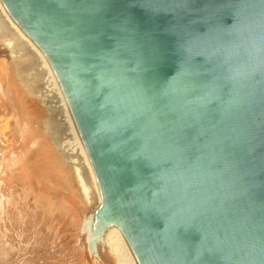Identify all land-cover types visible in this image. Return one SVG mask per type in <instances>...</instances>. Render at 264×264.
Wrapping results in <instances>:
<instances>
[{
  "label": "water",
  "instance_id": "obj_1",
  "mask_svg": "<svg viewBox=\"0 0 264 264\" xmlns=\"http://www.w3.org/2000/svg\"><path fill=\"white\" fill-rule=\"evenodd\" d=\"M62 85L139 264H264V0H1ZM112 223V224H111Z\"/></svg>",
  "mask_w": 264,
  "mask_h": 264
},
{
  "label": "bare ground",
  "instance_id": "obj_2",
  "mask_svg": "<svg viewBox=\"0 0 264 264\" xmlns=\"http://www.w3.org/2000/svg\"><path fill=\"white\" fill-rule=\"evenodd\" d=\"M4 47L10 51V57H8L9 53L7 52V49H3ZM0 52H2L5 57H7V61L8 58L10 59L11 63H9L13 67V76L12 78H8L7 81L9 85L6 87L8 92H13V95H16L14 99L12 98L13 107H15L19 113V109L22 110V108H24L23 118L25 117V120L22 119V116L20 115L19 117L16 111L13 116L14 120L17 122V127L15 128H18V132H14V135L16 136L8 143H2V141H0V220L3 219L4 221L1 223L4 225V229L0 230V233L3 234V236H6V234L12 230V228L9 226H13L15 227L13 230L17 236H24L25 232L27 229H30L31 225L37 224L36 218L40 209L44 215L47 216V218L51 219V221H53L52 219L55 220V217H57L55 216V214H57L56 210L61 211L62 213H70V209H68V205L62 197L64 194L71 198L70 191L72 190V184L69 182L71 179L69 176L64 174L63 170L65 169H61V164L55 163L56 161L54 160L53 156L54 151L57 148L56 146L54 147L50 138L47 137L51 134V129L49 127L44 129L42 125L40 126L38 124V118L33 114V112H31L33 109V103L31 99L35 97L38 100L43 101L46 99L45 97H48L51 94L52 99L54 98L56 103L59 102L61 107H63V118H65L68 126L64 130L63 137H69L70 141L74 145L71 148L75 150L72 151L76 154L74 153L75 155H73L76 158L77 163H81L79 164L82 165L83 169H81L80 165H78V167H80L79 170H84L86 177V181H84L86 183L83 184H86L85 186L87 188H84L83 186L82 187L89 190V197L92 195L97 200L94 215L100 213L102 210H104V197L100 183L78 131L75 119L69 107L60 80L46 53L11 16L1 0ZM3 62L6 63V61ZM3 62L2 65L4 64ZM5 73V70L2 71L0 69V85L3 83L1 79L3 76H6ZM4 78L6 79L7 77ZM36 95H38L39 98ZM5 96L7 98L8 95L5 94ZM23 120L24 127L22 130H19L20 126L18 121ZM61 139L63 138L61 137ZM61 139H58L59 142H61V146H65V144H62L64 141H66V139L63 140V142ZM69 148L70 147H68V149ZM59 149L60 152L63 153L62 156L65 157L67 154L66 148ZM71 154H69V157ZM69 157L66 158L68 159ZM67 159H65V161H67ZM71 160L72 158L68 160L69 164ZM75 161L73 162L76 163ZM79 181L83 182L80 179ZM46 188H52L50 196H48L49 192H46V194H44L45 192H42V190ZM73 188H75V185H73ZM68 217H70V214ZM95 224L96 221L94 220L91 225L87 224V226L91 227ZM57 227L58 225L56 226L55 222H52L49 226V229L56 235ZM64 230H61L62 235H64ZM13 234L11 233V235ZM1 237L2 236L0 235V238ZM106 238L108 240L110 239L111 245H108L109 241L107 244V240L104 242L107 245H104V243L102 244V240L104 241ZM3 240L0 241V256L5 255L6 252L8 253L11 250L10 244L7 246ZM8 247L10 248L9 251L7 249ZM107 247L111 250L108 249V251H106ZM96 248L99 254V257L96 255L94 256V261L96 264H101V262H103L102 264L105 262L109 263L112 261L113 254L117 257L119 261L118 264H139L125 234L116 224H112L103 235L97 238ZM61 256H63V254Z\"/></svg>",
  "mask_w": 264,
  "mask_h": 264
},
{
  "label": "rangeland",
  "instance_id": "obj_3",
  "mask_svg": "<svg viewBox=\"0 0 264 264\" xmlns=\"http://www.w3.org/2000/svg\"><path fill=\"white\" fill-rule=\"evenodd\" d=\"M3 49L6 50L7 48L4 47ZM7 52L9 53L8 57H10V51L8 49H7ZM1 61L2 62L6 61V63L3 62L4 64L2 65ZM9 62L11 63L10 59L8 58V61H7V57H5V55H3L2 52H0V64L3 67L2 68L0 66V69L2 71H4V70L6 71V73H5L6 76H3V78L1 79L3 83L0 85V87H1L0 88L1 89V91H0V141H2V143H8L12 138H14L16 136L14 134L16 132H18V128H15V127H17V122L13 118L17 109L15 107H13V103H12V98L14 99L16 97V95L15 94L13 95V92L12 93L8 92L7 88H6L7 85H9V83L7 81L8 78H12V76H13V67ZM9 67H10V69H9ZM4 77H7V78L5 79ZM5 94L8 95L7 98H6ZM36 96L38 97V95H36ZM45 98H44L45 100H43V101L38 100L36 97L32 98L31 100L33 103L32 104L33 109L32 108L31 109L33 111L31 110V112H33V114L36 115V117L38 118V124L40 126L42 125V127L44 129L47 127H49L51 129V134L48 135L47 137L50 138L54 147L56 146V148H57V149L55 148L56 152L54 151L53 158L56 161L55 162L56 164H61V169L62 170L65 169V170H63L64 174H66V176H69L71 179L69 181L72 184V190L70 191L71 198H69L68 196H66L64 194L62 197L63 200L68 205V209H70L69 210L70 213H68V212L62 213L61 211L56 210L57 214H55V216H57V217H55V220L52 219L53 221H51V219L47 218V216H45L44 213L40 209L38 212V216L36 218L37 224L31 225L30 229H27L24 236H22V237H19V236H17V234H15V232L13 230L15 227L9 226L10 228H12L13 231L11 230V232H8L6 234V236H3V234L0 233V235L2 236L1 237L2 239L0 238V241H2L4 238L3 242H5V244H7V246L10 244L11 250L8 247L7 249H8V251L10 250V252H8V253L6 252L5 255L0 256V261L2 260L0 262V264H14V263L15 264H88V263L89 264H96L94 261V256L96 255L99 257V254H98V250H96L97 248L93 247V245H92V236H93V233L96 231V228H95L96 224L94 226L89 227V226H87L86 221H87L88 217L92 213H94V211L96 209V205H97V200L92 195L89 197V190L84 189L87 187L85 186L86 184H83V183H86V182H84V181H86L84 170L83 171L81 170V169H83V167H82V165H80L81 164L80 162H79L80 164L77 163V160L74 157V155L76 153L73 152L75 150H73V148H71L74 145L70 141L69 137H63L64 136L63 135L64 130L68 127L67 122L65 121V118H63V114H64L63 110H62L63 107H61L59 102L56 103L54 98L52 99L51 94ZM22 107H23V105H22ZM19 111H20V113L18 111L16 113L19 115V117L21 115L22 119L25 120V117L23 118L24 108H22V110L19 109ZM34 112H36V113H34ZM18 115H17V117H18ZM24 120L18 121L19 126H20L19 130L23 129ZM68 131H69V129H68ZM61 134H62V136H61ZM61 137L63 139H61ZM58 139L59 140L61 139L62 142H63V140L66 139V141H64L62 144V145L65 144V146H61V142H59ZM65 142H67V143H65ZM68 147H70L69 148L70 151H69ZM59 148H61V149L66 148L67 154L65 155V157L62 156L63 153L60 152ZM68 152H69V154L72 153L70 157H69ZM65 153H66V151H65ZM66 157H69V158L67 159ZM70 158H72V160L70 161V164H69L68 160H70ZM65 159H67V161H65ZM73 161H75L76 163H74ZM78 165H80L81 171L79 170L80 167H78ZM78 178L80 180H82L83 182H80ZM79 183L83 184V185H80ZM73 185H75V188H73ZM51 189L52 188H46V189H43L44 191L42 190V192H45L44 194H46V192L47 193L49 192L48 196H50L51 191H52ZM85 193H87V194H85ZM69 214H70V217H68ZM69 219H71V220H69ZM0 221H1L0 222V230H2V229H4V225L1 223H3L4 221H3V219ZM52 222H55L56 226L58 225L56 235L53 231H50V229H49V226ZM57 222L58 223L60 222L61 224L60 223L58 224ZM65 222H66V225H65ZM70 222H72V223H70ZM8 225H10V224H8ZM61 227L63 230L65 229L64 233H63L64 235H62ZM68 227H69V229H68ZM13 232H14V234H13ZM11 233L13 235H11ZM68 234H69V236H68ZM69 238H70V240H69ZM67 239H68V241H67ZM86 240H87V242H86ZM105 241L107 242V244L109 241L108 245H111L110 239L108 240L106 238V239H104V241L102 240V244ZM88 242H89V244H88ZM105 244L106 243H104V245ZM50 245L52 246V248ZM65 246H66V248H65ZM88 247L90 248V250ZM108 249L109 248L107 247L106 251H108ZM109 250H111V249H109ZM90 251H91V253H90ZM62 254H63V256H61ZM115 257L116 256L113 254L112 255V261H110L109 263L105 262L104 264H118L119 261H118L117 257L116 258ZM3 259H5V260H3ZM102 263L103 262H101V264Z\"/></svg>",
  "mask_w": 264,
  "mask_h": 264
}]
</instances>
